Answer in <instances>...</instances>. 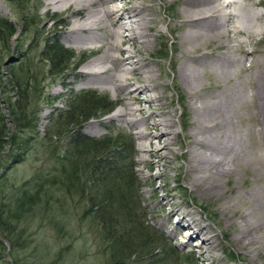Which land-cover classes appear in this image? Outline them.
<instances>
[{"label":"rangeland","instance_id":"374dc122","mask_svg":"<svg viewBox=\"0 0 264 264\" xmlns=\"http://www.w3.org/2000/svg\"><path fill=\"white\" fill-rule=\"evenodd\" d=\"M152 5L154 17L158 16L163 21L157 23L152 32V47L146 51L140 50L142 56L147 58V62L156 71L159 81L167 87L162 93L163 102L172 103L174 129L178 133L177 144L171 146V154L168 155L167 161L161 162L155 169H149L147 165L149 160L156 161L157 159L148 158L146 154L139 151L140 141L137 139L136 130L112 117L116 111L125 106L127 100L121 93L114 92L109 86L87 84L90 77L83 71L87 70V63L101 54V50L90 49L92 45L83 47L65 42L64 37L71 22L67 19V13L53 14L51 11L45 14L42 0H0V19L11 22L15 32L8 42H0V79L2 80V83L0 82L2 85L0 87V113L9 132L14 131L11 123L13 113L11 103L19 101V97L17 91L12 88V83L9 81L10 85L7 84L6 77L14 74L16 77L37 78L36 83H33L37 85L36 89L29 99V108L34 105L35 118H37L35 132L31 133L34 139L28 143L27 149L17 151L16 154H11L13 151L8 144L0 156V204L4 202V199L10 198L5 203L13 210L11 213L13 217L2 216L11 225L8 228L9 233L8 231L0 233V238L2 235L10 238V241L2 240L4 249L0 250V264H114L107 244L102 239L103 233L100 226L87 213L89 207V194L86 190L87 175L81 176V173H77L73 177L70 176V172L65 175L55 173L51 180L52 183L41 195L40 202L27 213L16 211L15 205L8 202L11 201L14 187H20L23 182L40 170H43L45 174L46 170L52 167L53 152L61 154V148H66L65 135H54L58 133L57 128L52 126L54 118L71 108L72 100L76 95L86 92L106 97L116 106L107 115L83 122L79 131L83 136L94 141L104 140L120 145V149L115 151V165L121 168L127 179L130 178L131 181L134 179L135 186L132 188L130 184L127 187L134 209H137V215L145 222L146 231L151 236L150 240L156 247L161 248L154 262L141 260L136 264H201L200 251L197 247L200 242L198 240L187 242V233H179L177 221L180 215L167 217L169 208L161 205V199L166 195H169L180 208L181 213L193 214L195 219L211 228L219 243L213 254L215 262L264 264V247L260 249V252L255 248L250 251L240 249L234 237L237 231L234 221L237 215L248 206L250 215L247 220L250 216H252L250 219L252 221L258 219L256 216L262 217L264 227V215H261L264 211L259 212L260 208L264 209V144L258 145V138L264 131V125H261L262 120L259 119L261 118L260 112L257 113V109L255 111L257 106L246 98V95L254 92L251 80L248 79L253 73L257 75L260 68V70L264 69V40H261L264 39V20L262 23L257 21L254 25L253 30L256 36L253 33L248 35L233 32L239 26V20L234 19L229 26L227 21L226 26L219 31L222 32L226 42L214 40L206 45L200 44L198 47L192 45L186 48L176 42L179 32H173L168 26L176 24L177 19L182 15L179 11L181 8L179 2L154 0ZM251 9L264 17V4L257 7L251 6ZM224 13H226V18H235L232 15L236 12L231 7H227ZM225 29H229L226 34ZM52 39L71 57V65L63 74H53L55 71L49 69V62L46 60L45 45ZM242 43L243 45L246 43L247 46L244 45L240 49ZM181 49H190L189 53L193 57L206 51L207 57L225 59L227 57V60L231 58L237 60L238 62H235V66L233 65L231 69L234 75L228 77V87L237 81H244L246 84L247 92L242 94L243 96L242 92H239L242 100H240L241 96L237 95L240 99L235 96L233 102L228 103L229 110L230 107L235 108L234 110L238 109L237 112L230 110L228 113L231 118L229 125H235L236 130L244 133L245 144L233 142L235 146L231 149L232 151L228 147V166H230L223 165V169L228 168V173L220 176L216 184L218 188L216 187L215 190L199 191L196 187H190V175L186 173V152L190 142L186 136L189 132L186 125L191 121V111L188 108L189 98L178 80H174V77H177V64L181 60L179 57ZM225 51H229L228 54H225ZM105 76L101 74L99 77L102 79ZM200 77L205 87L214 84V81L207 80L202 74ZM221 85L224 83L222 82ZM258 85L260 83H257ZM3 86L7 88L2 89ZM45 97H48V100ZM51 99L54 100L51 102ZM142 130L145 131L143 128ZM258 130L261 133L260 136L257 134ZM28 135L30 134L26 133V136ZM15 155H19V163H14ZM141 159H148V161L141 163ZM9 165L11 167L7 170ZM214 168L215 170L220 169L218 165ZM158 173L160 177L155 178ZM244 194H247L248 199L242 200L245 198ZM58 196L63 199V205L56 202ZM226 202L236 203V211L228 210ZM249 202L253 204L250 205ZM263 227L260 230L255 229L256 237L252 234L259 241L256 242L262 245H264ZM173 232L177 234L174 238L170 235Z\"/></svg>","mask_w":264,"mask_h":264},{"label":"bare ground","instance_id":"6f19581e","mask_svg":"<svg viewBox=\"0 0 264 264\" xmlns=\"http://www.w3.org/2000/svg\"><path fill=\"white\" fill-rule=\"evenodd\" d=\"M42 1L45 14H49L51 11L53 14L67 13V19H70L71 22L67 34L64 37L65 42L81 45L83 47L92 45L90 49L94 51L101 50V54L87 63V70L83 71V73L90 77L87 84L109 86L114 92L121 93L123 98L127 100L125 106L121 108V110L116 111L112 117L118 119L120 122L126 123L131 129H135L137 139L140 141L139 151L142 154H146L148 158L157 159L156 161L149 160L147 167L149 169H155L159 167L161 162H166L168 155L171 154V146L177 144L176 139L178 133L174 129V110L171 102H163L164 96L162 93L166 91L167 87L159 81L160 79L156 71L152 69V66L147 62V58L142 56L140 50L143 49L146 51L152 47V32L155 30V25L163 21V19L158 16L154 17L152 9L154 0ZM176 1L179 2L181 6L179 11L182 15L177 19L176 24H169L168 26L173 32H179L176 42L186 48L192 45H194L193 47H198L200 44L206 45L214 40L226 42V40L223 39L224 36L222 32L219 31H221L220 29L222 27L226 26L227 21L229 26L233 23L234 19L239 20V26L237 29H234L233 32H240L248 35L253 33L254 36H256L257 34L253 30L255 27L254 25L257 21H261L260 23H262L264 20L263 15L251 9V6H262L264 0ZM227 7H231L235 10L236 13L232 15L235 16V18H226L225 15L227 12H224ZM228 31L229 29H225V34L228 33ZM252 39L255 40L256 38ZM244 45L247 46L246 43ZM244 45L243 43L240 44V49H242ZM219 47L220 46H218V48ZM189 50L190 49H181L179 52L181 60L178 62L176 68L177 77H174V80H178L186 96L189 98L188 108L191 111V121L186 125L189 131L186 136L190 141L186 152V173L190 175V187H196L199 191H205L207 189L215 190L220 176H224L226 175L225 173H228V168L223 169V165L227 167L230 166H228V147L230 150L233 149L235 146L234 143L236 142L242 145L245 144L243 139L244 133L236 130L234 128L235 125H229V120H231V118L228 116V113L235 108L232 109L230 107L229 110L228 103H232L234 97L240 95L239 92H242L241 95L247 92L246 84L244 81H237L235 83L232 80L233 84L228 87V77L234 75L231 69L233 65L235 66V62H238L237 60L235 61L232 58L231 60H227V57L226 59L211 56L207 57L208 53L206 51H203V53L197 57H193L191 53H189ZM229 51L231 52V50ZM228 52L225 51V54H228ZM228 57H230V55ZM239 62L242 63L241 61ZM260 69H257V75L253 73L251 78L248 79L251 80L250 82L254 87V92L251 95L246 93L248 94L246 98L249 102L257 106L254 105L256 107L255 111L257 109V113L260 112L259 116L261 118L259 119L262 120L261 125L263 126L264 69ZM249 70H251V68H249ZM101 74H105L106 76L100 79L99 76ZM201 74L207 80L214 81V84H209L205 87V84L203 85L201 80L202 77H200ZM222 82L224 85H221ZM225 82H227V84H225ZM257 83H260V85L257 86ZM242 96L241 99L237 96V99L242 100ZM237 110L234 111L237 112ZM239 115L237 117H239ZM232 118L234 117L232 116ZM142 128L145 129V131H143ZM247 133H249V131H247ZM257 134H261L259 130ZM258 141L259 146L264 144V131L258 138ZM147 161L148 159L140 160L141 163H147ZM215 165H218L220 169L215 170ZM157 177H160V173L155 176V178ZM255 193L251 194L254 195ZM246 195L242 200L247 198ZM235 197L236 196H234V198ZM253 198L254 197H252V199ZM227 204L228 210L231 212L236 211V203L228 202ZM252 204L250 203V205ZM161 205L169 208L167 214L168 218L180 215L177 226L179 227L180 234H184V232L187 233V242H192L193 240H198L200 242L197 247L200 251L199 259L201 264H220L215 262L213 258V254L218 248L219 243L215 235H213L211 228L208 225L202 224L200 220L195 219L193 214L181 213L180 208L176 206L169 195L163 196ZM248 208H245V210L241 211L239 214L237 212L238 215L234 221L237 225V231L236 234L234 233V237L237 241L236 244L241 247L240 249L250 251V249L255 248L260 252V249L263 248L264 245L257 243L259 241L257 238L255 239L252 234L255 236V229L258 228L260 230L263 227V222L261 221L262 217L256 216L258 219L255 220L254 218L255 221H252L250 220L252 216H250V219L247 220V217L250 215V210H248ZM260 211H264V209L261 210L260 208L259 212ZM260 233L258 234L260 235ZM170 235L174 238L177 234L173 232L170 233Z\"/></svg>","mask_w":264,"mask_h":264},{"label":"trees","instance_id":"16d2710c","mask_svg":"<svg viewBox=\"0 0 264 264\" xmlns=\"http://www.w3.org/2000/svg\"><path fill=\"white\" fill-rule=\"evenodd\" d=\"M14 34L12 23L0 19V42H8ZM53 41V39L51 42L47 41L45 45L46 60L49 62V69H54L53 74H63L71 65V57L63 47ZM6 79L7 84L10 81L12 88L17 91L19 101L11 103L13 111L11 123L14 131L9 132L0 113V156L8 144L13 151H10L11 154L27 149L28 143L34 139L31 133L35 132L37 120L34 105L29 108V99L37 86L33 83H36L37 78L16 77L11 74ZM0 82L2 83L1 79ZM45 98L48 100V97ZM53 100L51 99V102ZM115 106L106 97H99L94 93L76 95L71 108L64 114H58L52 125L58 131L54 135L63 134L67 138L66 148H61V154L53 152L52 167L47 169L45 174L40 170L20 187H14L11 201L8 202L15 205L16 211L27 213L40 202L41 195L52 183L55 173L65 175L70 172V176L73 177L77 173H81V176L87 175L86 190L89 194L87 213L100 226L102 239L107 244L114 264H136L141 260L154 262L161 248L156 247L150 240L151 236L146 231L145 222L137 215V209H134L131 194L127 190L130 184L132 188L135 186L134 179L133 181L127 179L121 168L115 165V151L120 149V145L104 140L94 141L79 131L83 122L107 115ZM26 133L30 135L26 136ZM13 159L14 163L20 162L19 155H15ZM10 165L7 170L10 169ZM8 199L10 198L4 199L0 204V233L8 231L11 225L2 216L13 217L11 214L13 210L5 203ZM56 202L63 205L60 196L56 197ZM2 240L10 241V238L6 235L1 236L0 250L3 251Z\"/></svg>","mask_w":264,"mask_h":264}]
</instances>
